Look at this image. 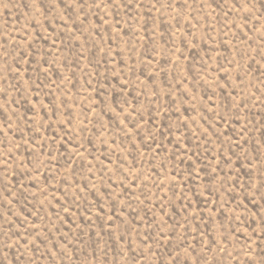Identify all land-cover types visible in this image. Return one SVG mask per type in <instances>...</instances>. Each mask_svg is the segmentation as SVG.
Wrapping results in <instances>:
<instances>
[{"label":"rangeland","instance_id":"374dc122","mask_svg":"<svg viewBox=\"0 0 264 264\" xmlns=\"http://www.w3.org/2000/svg\"><path fill=\"white\" fill-rule=\"evenodd\" d=\"M92 2L0 0V264H264V0Z\"/></svg>","mask_w":264,"mask_h":264},{"label":"snow or ice","instance_id":"6c2138e0","mask_svg":"<svg viewBox=\"0 0 264 264\" xmlns=\"http://www.w3.org/2000/svg\"><path fill=\"white\" fill-rule=\"evenodd\" d=\"M73 3H76L78 8H83L85 6V3H87V0H72ZM104 0H100V2L98 3L97 0H93L92 4L89 5L90 7H100V3H103ZM116 2V0H113V4ZM70 6V5H68ZM239 7V5H237ZM5 247H10V245H5ZM179 255V253H177V256ZM177 264H179V261H177Z\"/></svg>","mask_w":264,"mask_h":264}]
</instances>
